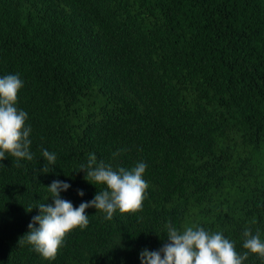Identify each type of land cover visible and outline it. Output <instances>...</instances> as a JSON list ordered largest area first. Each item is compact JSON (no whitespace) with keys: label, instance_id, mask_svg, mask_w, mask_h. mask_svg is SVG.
<instances>
[{"label":"trees","instance_id":"trees-1","mask_svg":"<svg viewBox=\"0 0 264 264\" xmlns=\"http://www.w3.org/2000/svg\"><path fill=\"white\" fill-rule=\"evenodd\" d=\"M9 74L33 159L0 160V264H142L169 224L220 232L241 254L246 228L264 241V0H0ZM91 154L147 165L142 209L87 208L88 226L46 260L19 240L53 181L74 207L106 189L81 170Z\"/></svg>","mask_w":264,"mask_h":264},{"label":"clouds","instance_id":"clouds-1","mask_svg":"<svg viewBox=\"0 0 264 264\" xmlns=\"http://www.w3.org/2000/svg\"><path fill=\"white\" fill-rule=\"evenodd\" d=\"M22 87L23 81L18 74L0 77V160L7 153L16 158L18 167L21 166L20 160L33 159L29 150L31 127L25 126L28 113L15 107ZM42 156L48 164H55V153L43 149ZM146 167L144 162H139L131 170L124 167L113 170L110 164L98 162L97 157L91 154L87 165H82L81 170L85 171L86 180L94 185H106V189L98 191L90 202L74 207L70 201L61 198V192L66 191L70 185L60 180L53 181L48 186L53 203L38 205L40 214L32 217L28 225L30 231L19 242L32 245L44 259L54 260L66 235L77 227L84 229L88 226L87 208L94 207L102 211L109 220L117 210L120 213L140 211L148 188L143 178ZM41 171L47 173L49 169L44 166ZM78 194L84 195L83 191ZM36 224L39 226L35 227ZM243 236V248L247 251L241 254L237 252L235 244L220 232L210 233L199 226H186L180 231L169 224V242L158 251L143 250L140 259L142 264H243L249 253L264 259V241L259 233L253 235L246 228Z\"/></svg>","mask_w":264,"mask_h":264}]
</instances>
